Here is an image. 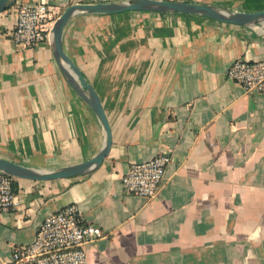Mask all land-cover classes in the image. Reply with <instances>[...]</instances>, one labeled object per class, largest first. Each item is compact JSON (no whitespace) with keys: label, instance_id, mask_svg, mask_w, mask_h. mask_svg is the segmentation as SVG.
I'll use <instances>...</instances> for the list:
<instances>
[{"label":"crops","instance_id":"0c3cea01","mask_svg":"<svg viewBox=\"0 0 264 264\" xmlns=\"http://www.w3.org/2000/svg\"><path fill=\"white\" fill-rule=\"evenodd\" d=\"M16 0L0 13V158L53 171L93 158L104 142L91 109L65 81L48 41L20 48L9 37L22 4L59 15L75 3ZM235 12L264 0H178ZM64 52L96 92L111 128L93 172L51 182L15 179L0 214V264L28 245L43 219L75 205L103 237L87 264H264V92L246 94L225 73L264 59V25L241 27L185 15L79 14L64 28ZM166 153L156 196L127 194L134 163Z\"/></svg>","mask_w":264,"mask_h":264},{"label":"built area","instance_id":"2783aa9c","mask_svg":"<svg viewBox=\"0 0 264 264\" xmlns=\"http://www.w3.org/2000/svg\"><path fill=\"white\" fill-rule=\"evenodd\" d=\"M58 16L56 8L45 3L19 5L8 37L20 48H34L47 41ZM225 76L240 85L246 94L263 93L264 59L233 61ZM170 161L168 154L161 153L148 161L132 164L121 178L124 191L145 200L153 199L163 183ZM12 179L0 173V214L14 205ZM101 237L103 233L99 227L84 223L78 208L68 205L47 215L34 240L28 245L15 247L10 261L5 264H87L85 245Z\"/></svg>","mask_w":264,"mask_h":264},{"label":"water","instance_id":"95a60500","mask_svg":"<svg viewBox=\"0 0 264 264\" xmlns=\"http://www.w3.org/2000/svg\"><path fill=\"white\" fill-rule=\"evenodd\" d=\"M16 0H0V13L9 9ZM126 12H148L157 14L185 15L205 18L222 24L241 27L264 25V11L235 12L211 5L186 3L180 1L162 2L156 0H121L107 3H75L68 6L53 22L48 34L53 58L65 81L94 113L104 132V142L98 153L91 159L53 171L27 168L0 158V173L13 179L33 182H51L81 177L97 169L109 153L112 143L111 128L100 100L90 84L81 75L79 69L66 55L62 37L68 22L79 14L115 15Z\"/></svg>","mask_w":264,"mask_h":264},{"label":"trees","instance_id":"16d2710c","mask_svg":"<svg viewBox=\"0 0 264 264\" xmlns=\"http://www.w3.org/2000/svg\"><path fill=\"white\" fill-rule=\"evenodd\" d=\"M14 182H15V179H12V187H13V191H14V193H16V189H17V187H16V184H15Z\"/></svg>","mask_w":264,"mask_h":264}]
</instances>
